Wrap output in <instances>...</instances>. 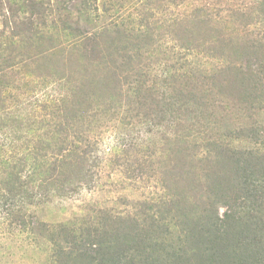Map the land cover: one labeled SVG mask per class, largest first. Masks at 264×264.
<instances>
[{"label": "rangeland", "instance_id": "rangeland-1", "mask_svg": "<svg viewBox=\"0 0 264 264\" xmlns=\"http://www.w3.org/2000/svg\"><path fill=\"white\" fill-rule=\"evenodd\" d=\"M156 1L0 0V264L160 260L149 247L191 228L179 264H243L234 230L212 244L197 225L223 217L229 137L264 155V101L232 109L223 87L235 62L240 79L264 65V0Z\"/></svg>", "mask_w": 264, "mask_h": 264}, {"label": "trees", "instance_id": "trees-1", "mask_svg": "<svg viewBox=\"0 0 264 264\" xmlns=\"http://www.w3.org/2000/svg\"><path fill=\"white\" fill-rule=\"evenodd\" d=\"M160 1L162 0H157L156 2L159 3ZM116 32L117 35L115 37L118 39L121 37L119 35L121 32L120 30H117ZM86 36L87 35H84V38ZM91 40L94 41V39L91 38L86 39L87 42ZM219 48L221 49V47ZM242 49L243 52L246 53L247 48L242 46ZM258 50L259 49H254L250 54H253L254 56L260 55ZM213 52L214 55L215 53H218L217 51ZM245 55L246 54H243V56ZM218 56L223 57L222 54L216 55V57ZM259 57V61L255 64H245L242 77L244 79L239 78L241 75L240 68H236V65H241L242 62H235L236 65L231 66L233 73H231L227 78L225 82L226 84L224 83V86L222 85L227 89V91L226 89L225 91L230 93L229 101L230 105L232 104V106L229 105L230 108H241V104L243 107L242 109L247 111L252 107V101H259V103H261L260 101H264V65L260 63V59L262 57ZM218 77L219 75L217 74L213 75V78H215V80L212 78L213 81L216 82V80H221ZM192 89L193 88L189 91L190 93L192 92ZM245 137L249 143L254 145L253 147H262L263 141L261 135L258 134L257 129L253 127L246 128ZM234 141H237V136H230L227 147H224L221 151L216 152L217 155H220L221 157L218 161L219 163L214 164V166L218 167V171L222 170L224 172L223 175L225 179L222 180L227 183V186L226 184L220 186L217 192L218 194L216 193V195H219V198L223 199L224 196L225 201H223V207L225 210L223 212V217L220 219L216 216L211 222L200 223L197 226L203 233L202 240L206 242L209 241V243L211 242L212 244H216L219 238L221 240L225 239L224 242H229V236L234 233V230L236 234L235 236H238L236 240L237 242L234 244V248L235 246L241 248V250L237 253V255H240L243 259L240 261H242L243 264H264V239H262V235L257 234L261 233V228L258 230L256 229V227H261V224L264 223L260 219L264 216V183L262 184L261 181L258 182L254 176L250 175L252 170L257 169V173L260 172L262 165L264 164V155L260 153V148H254L247 151L236 150L232 147V143ZM222 166L224 167L221 169ZM221 195L223 196L221 197ZM180 197L184 196L181 195ZM175 203L176 205L174 208H172L171 205H164V213L167 214V219L166 217H160L157 218V220H154L152 217L151 220L150 218V221L152 222L149 227L152 229L151 231L156 232V238L157 235H169V230L174 228L175 217L180 218L178 214L182 209H179V199ZM141 206L143 208L147 207L146 205ZM147 215L148 214L144 215L145 218ZM146 220L142 219V223L139 224L142 228L145 227ZM135 223H137L136 220ZM233 227L235 229H233ZM183 230L185 231V229ZM183 230H181L177 235V247L176 245H168L166 251L163 250L158 243L149 247L153 253H162L160 260L153 258L151 255H144V258L138 255L137 257H141V260H139V263L137 264L181 263L182 259L178 253H183L184 248L180 249L178 245L182 244L185 240L189 242L190 239L196 238L192 236L194 235L192 228L190 230H186L184 235ZM250 230L253 232L252 241L244 243V241L248 239L245 236V232ZM179 235L183 236V239H180ZM139 237L142 238L143 236L139 235ZM137 239L139 240V238ZM185 251L186 250H184V252ZM128 264L136 263L130 261Z\"/></svg>", "mask_w": 264, "mask_h": 264}]
</instances>
